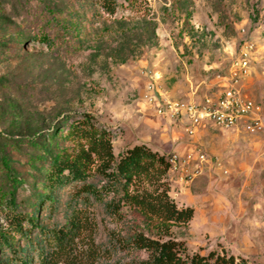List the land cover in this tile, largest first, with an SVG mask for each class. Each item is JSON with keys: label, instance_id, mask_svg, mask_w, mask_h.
I'll use <instances>...</instances> for the list:
<instances>
[{"label": "rangeland", "instance_id": "1", "mask_svg": "<svg viewBox=\"0 0 264 264\" xmlns=\"http://www.w3.org/2000/svg\"><path fill=\"white\" fill-rule=\"evenodd\" d=\"M45 20L57 38L51 45L35 38ZM241 27L255 48L244 91L264 119V0H118L114 14L91 11L85 0H0V134L34 136L68 112L88 111L112 132L115 154L138 143L167 156L201 148L208 162L188 184L180 180L184 170L168 173L172 198L195 209L170 236L191 252L225 249L264 264V129L209 125L188 136L158 118L144 99L150 77L178 100L219 92L238 53ZM30 182L17 190L25 209ZM64 214L56 220L64 221ZM86 214L91 225L76 239L75 264H133L146 257L144 250L115 243L132 229L155 234L143 215L128 210L120 221L100 202Z\"/></svg>", "mask_w": 264, "mask_h": 264}, {"label": "trees", "instance_id": "2", "mask_svg": "<svg viewBox=\"0 0 264 264\" xmlns=\"http://www.w3.org/2000/svg\"><path fill=\"white\" fill-rule=\"evenodd\" d=\"M85 4L114 14L118 0ZM44 24L35 38L51 45L53 24ZM169 168L168 156L145 143L115 154L112 132L88 111L68 112L34 136L0 134V264H75L76 239L91 225L86 208L94 202L120 221L130 210L156 228L153 235L132 229L116 236L117 247L147 253L133 264H251L225 249L191 252L170 236L195 209L178 206L170 195ZM27 179L32 194L25 209L17 190ZM61 210L64 221L55 218Z\"/></svg>", "mask_w": 264, "mask_h": 264}, {"label": "built area", "instance_id": "3", "mask_svg": "<svg viewBox=\"0 0 264 264\" xmlns=\"http://www.w3.org/2000/svg\"><path fill=\"white\" fill-rule=\"evenodd\" d=\"M241 40L238 53L232 61L228 73L223 77L224 87L213 96L200 100H178L166 95L155 77L146 81L144 99L154 114L169 123L180 126L188 136L213 125L222 130L242 128L248 133H258L264 129V119L256 101L244 91L252 74L254 43L247 36L245 27L240 28ZM194 170L190 168L192 161ZM169 172H182L180 180L187 184L199 173L200 164L208 162V155L201 148L191 149L186 154L172 153L168 156ZM214 164L223 172L228 170L219 158Z\"/></svg>", "mask_w": 264, "mask_h": 264}]
</instances>
